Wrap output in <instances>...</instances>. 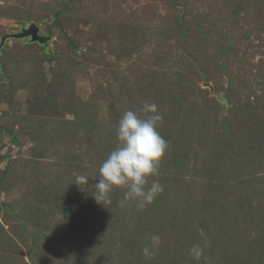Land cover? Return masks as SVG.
Wrapping results in <instances>:
<instances>
[{"label": "rangeland", "instance_id": "rangeland-1", "mask_svg": "<svg viewBox=\"0 0 264 264\" xmlns=\"http://www.w3.org/2000/svg\"><path fill=\"white\" fill-rule=\"evenodd\" d=\"M31 24L45 43L11 37ZM144 103L163 191L106 209L94 178ZM0 264H264V0H0Z\"/></svg>", "mask_w": 264, "mask_h": 264}, {"label": "clouds", "instance_id": "clouds-1", "mask_svg": "<svg viewBox=\"0 0 264 264\" xmlns=\"http://www.w3.org/2000/svg\"><path fill=\"white\" fill-rule=\"evenodd\" d=\"M147 114L143 118L136 111L123 112L116 128L118 145L101 163L98 182L94 184L91 193L94 200L106 208L111 204L110 193L114 187L126 189L120 206L129 202L135 203L137 209H143L151 204L155 197L163 191L158 182L150 185L148 178L159 173V163L168 148V141L157 131L163 116L155 103H144L142 110ZM89 178L86 175H77L75 184L87 186ZM107 209V208H106ZM161 243L159 235H153L150 244L142 248V254L150 257ZM189 255L199 261L203 255V248L193 245Z\"/></svg>", "mask_w": 264, "mask_h": 264}, {"label": "water", "instance_id": "water-1", "mask_svg": "<svg viewBox=\"0 0 264 264\" xmlns=\"http://www.w3.org/2000/svg\"><path fill=\"white\" fill-rule=\"evenodd\" d=\"M10 35L15 38L30 37L31 41H37L40 43L46 42V37L39 34V28L35 24H31L29 27L23 28L21 31Z\"/></svg>", "mask_w": 264, "mask_h": 264}]
</instances>
